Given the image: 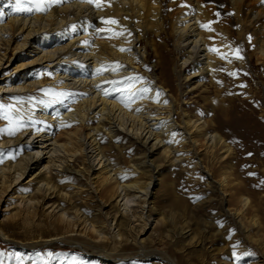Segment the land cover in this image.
<instances>
[{"label":"bare ground","instance_id":"6f19581e","mask_svg":"<svg viewBox=\"0 0 264 264\" xmlns=\"http://www.w3.org/2000/svg\"><path fill=\"white\" fill-rule=\"evenodd\" d=\"M209 2L224 12L210 11ZM15 7V0H0V100L12 102L7 108L16 115L13 98L54 89L68 97L34 100L37 108L20 120L16 137L0 119V148L28 147L17 162L0 166V239L34 262L39 247L62 243L79 250L84 263L117 264L128 260L132 243L138 256L173 264L146 249L143 238L158 215L153 189L165 165L201 172L225 203L223 216L240 234L262 240L264 184L244 180L223 131L239 124L252 136L245 121L251 112L235 104L264 99V0H62L46 13ZM151 55L157 59L152 79L143 68ZM159 67L172 77L158 74ZM8 68L13 74L4 76ZM237 68L236 90L249 83L247 74L256 89L229 94L227 75ZM185 87L199 91L200 100L189 105L206 118L186 109ZM119 137L128 144L116 145ZM122 147H136L131 159L118 153ZM128 170L137 177L126 182ZM68 177L73 184L64 182ZM27 179L31 193L19 192ZM195 237L190 246L203 243Z\"/></svg>","mask_w":264,"mask_h":264},{"label":"rangeland","instance_id":"374dc122","mask_svg":"<svg viewBox=\"0 0 264 264\" xmlns=\"http://www.w3.org/2000/svg\"><path fill=\"white\" fill-rule=\"evenodd\" d=\"M173 1L174 3H180L182 0ZM207 5H209L208 8L210 11L217 7L216 9L224 12V8L220 5V7L217 6L216 2H209ZM225 20L228 25H230V23L232 24L229 19ZM166 40L168 42V39L165 38V42ZM156 41L157 43L163 44L164 40L157 38ZM169 58L173 59L174 55L172 54ZM155 64H157V59L153 55L149 57L147 62H144V71L147 72L146 76L150 77V79L152 78L148 73L154 71L153 65ZM254 65L255 59L251 60L249 66L252 67L256 73L257 71ZM12 68H8L4 72V76L13 74ZM160 70L164 71L163 73L165 76L169 77L171 75L172 77L170 69L166 71L164 68L159 67L157 70L158 74ZM238 70L240 69L237 68L234 72L228 73L227 75L229 85L231 84L232 86L229 92L230 95H240L248 86H252L253 89H256L255 83L252 84L251 81L252 76L250 77V75L247 74L246 79L249 78V83H247L245 87H238L236 90L237 87L235 86V82L240 78ZM262 71L263 69H261V72ZM258 75H260V72H258ZM173 80V87H175V84L178 82L175 81V79ZM258 80L259 79H257V81ZM48 88L51 89V87ZM189 89L190 88L186 89L183 96L186 98L183 103H188V106H190H187L186 109L206 118L204 112L198 109L199 106L194 108L195 104L189 105L190 101L192 102V99L196 100L199 95V91L190 94L191 89ZM232 90L237 91V93L232 92ZM258 92L261 93V91ZM263 94L264 89L262 91V95ZM39 97L57 99L64 102L67 100L66 97L68 96L54 89L53 91L40 90L32 99L31 97L13 98L15 102L14 105L18 104L19 106L13 107L17 112L16 115H13L10 109L7 108V106L10 107L9 105H11L12 102L0 100V119H2L3 123H7L8 126L10 125L9 128L6 126L4 127L6 130L9 129L13 131L14 134L10 136L16 137L18 129L22 131L20 126L22 127L23 125L19 122L21 119L31 118L33 107L37 108V106L33 104L34 100L37 101ZM198 100L200 99L198 98ZM235 105L246 112H251L250 116L245 121L252 136L245 135L248 133L247 129L240 131L239 129H242L243 126L239 124H235V126L229 124L225 125L223 134H225L227 138L231 137L228 139L234 149L236 157L235 162L240 163L242 166V177L244 180L249 183L260 180L259 185H262L264 184V168L262 167L264 166V99L260 98L258 100L248 101L242 105L237 102ZM4 117H8V119H4ZM229 127L235 128V132L234 129L232 131L229 130ZM54 133V136H57L59 131H55ZM114 142L119 146L127 145L128 139L119 137ZM17 147L18 146H9L7 148H0V166H4V164H6L5 161L8 162L9 160V162H17V158L21 156V154H24L28 148L27 146L26 148L23 146L21 148ZM135 148L136 147L123 149L122 147V151L119 150L118 153L121 154L123 152L127 159H131L136 152ZM157 157L159 156L156 154L153 158L154 163L158 161V159H156ZM13 162L12 164H14ZM160 167L164 169V178L162 177L163 181L161 180L162 182H159L161 183L160 185L154 187L153 202L151 204L153 205L151 206L153 207V211L155 210L158 215L151 229L143 236L146 249L150 248L156 251L160 256L162 255L169 258L173 264H264V246H260V243L264 242V235L261 236L262 240L257 242L256 239L258 237L251 238L240 234L239 229L234 226L231 220L223 216L222 209L225 207V203L224 205L222 204L220 194L215 191V189H209L201 172L196 171L192 174L186 169L177 168L171 171L165 165H161ZM125 173L126 174L122 176L123 181H132L137 177L132 170H128ZM28 181L29 179L25 182L23 181L22 184L17 187L19 192L25 194L31 193L32 188L26 184ZM64 182H68L71 185L74 182V177H68ZM23 184L25 185L23 186ZM93 203H95V201H93ZM108 210L109 207H106L104 212ZM89 211L96 212L93 208H89ZM159 214L162 215L160 216ZM161 217L164 218L162 219ZM159 221L164 222L161 224ZM222 233H224V239L221 238ZM184 235L191 237L196 236L195 239L197 240L200 238L203 243L200 246H190L189 241L191 237L187 240H183L182 237H184ZM227 243L228 245L226 248L225 246ZM126 247L127 250L125 251L128 260L117 261V264H161L154 259L149 260L146 257L138 256L137 250L139 248L137 246L133 248L132 243H127ZM222 250L224 251L222 252ZM37 254L38 261H30L26 259L23 254L18 253L10 242L0 239V264H21V262L22 264H87L84 263L82 257L79 255V250H75L70 244L60 243L56 247H39ZM18 257L21 259L18 260ZM165 263L167 264V262Z\"/></svg>","mask_w":264,"mask_h":264},{"label":"snow or ice","instance_id":"6c2138e0","mask_svg":"<svg viewBox=\"0 0 264 264\" xmlns=\"http://www.w3.org/2000/svg\"><path fill=\"white\" fill-rule=\"evenodd\" d=\"M62 2V0H15V11L16 12H25V13H32L33 11L36 12H42V13H46L48 11V8L51 6V4L54 3H60ZM82 2H87V3H94L96 2V0H82ZM97 7H99V3H97L96 5ZM218 15V14H217ZM106 23H108V21H106ZM110 23L116 24L118 23L115 20L110 21ZM202 27H206L207 30L211 31L212 29L210 27L207 26H202ZM120 51H125V49H120ZM213 51H218L213 49ZM236 54H237V58L242 59L243 57L239 56V49L236 50ZM226 58L224 56L221 57ZM117 67H119V65H117ZM132 79V78H129ZM145 92L148 91V89H144ZM107 95V93H106ZM160 94L157 93V96H159ZM123 103V101H121ZM128 105L125 104V107H127ZM4 119H8V117H4ZM9 135L14 134L13 131L9 130L8 131ZM18 260L21 258H17ZM22 264V262H21Z\"/></svg>","mask_w":264,"mask_h":264}]
</instances>
